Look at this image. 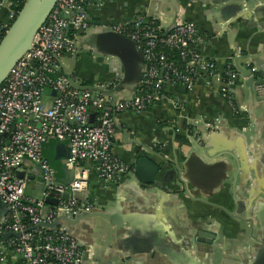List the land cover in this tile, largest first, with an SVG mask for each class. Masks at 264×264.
Masks as SVG:
<instances>
[{
  "label": "crops",
  "instance_id": "1",
  "mask_svg": "<svg viewBox=\"0 0 264 264\" xmlns=\"http://www.w3.org/2000/svg\"><path fill=\"white\" fill-rule=\"evenodd\" d=\"M9 2L0 0V26L8 21ZM84 11L93 29L139 15L194 22L196 47L219 69L235 68L237 60L264 73V0H104L101 7L87 5ZM79 36V54L61 57L62 71L85 85L119 75L120 63L111 56H91L89 63L91 45L83 32ZM238 73L232 96L241 112L222 99L215 80L199 79L192 89L171 85L169 98L146 110L116 116L113 154L130 166L139 153L156 161L159 154L166 165L160 177L176 163L194 194L186 195L178 184L168 187L180 192L143 187L132 170L108 182L99 176L96 162L80 163L87 189L77 198L113 214L112 222L91 217L74 225L60 223L79 247L88 249L82 264H250L264 255V93L254 96ZM125 89L117 95L126 94ZM58 143L48 141L43 154L64 182L74 173L65 163L66 143ZM28 169L25 191L38 198L40 171L30 163ZM2 254L0 246V264H21L17 255L7 253L1 260Z\"/></svg>",
  "mask_w": 264,
  "mask_h": 264
},
{
  "label": "built area",
  "instance_id": "2",
  "mask_svg": "<svg viewBox=\"0 0 264 264\" xmlns=\"http://www.w3.org/2000/svg\"><path fill=\"white\" fill-rule=\"evenodd\" d=\"M103 2L57 0L34 35L31 48L18 58L0 85V199L6 208L0 219V237L6 232L20 233L0 243L1 260L11 253L21 264H82L88 249L79 247L63 226H34L96 207L92 200L76 196L87 189V174L79 168L80 163L96 162L99 176L108 182L131 172L132 167L112 152L119 113L146 110L168 99L171 85L192 89L199 79L205 83L215 80L222 99L233 112H241L232 96L238 71L231 64L219 69L198 50V29L191 21H176L167 32L164 28L170 21L161 17L139 15L130 22L102 23L141 50L140 80L131 94L116 100L96 89L73 86L62 71L61 57L78 56L79 35L91 26L84 8H99ZM18 11L8 8V21L0 26L1 32L8 29ZM248 69L255 94L262 96L264 73L254 66ZM70 75L77 85H85ZM120 78L117 75L91 86L109 90ZM47 88L55 94H46ZM48 141L65 142L68 147L65 163L77 169L68 183L56 178L54 167L43 154ZM29 163L40 171L42 192L38 198L25 191ZM48 197L57 199V204H48Z\"/></svg>",
  "mask_w": 264,
  "mask_h": 264
},
{
  "label": "water",
  "instance_id": "3",
  "mask_svg": "<svg viewBox=\"0 0 264 264\" xmlns=\"http://www.w3.org/2000/svg\"><path fill=\"white\" fill-rule=\"evenodd\" d=\"M56 1L57 0H25L8 29L4 33L0 31V85L6 78L8 72L18 60V58L26 50L31 48L34 35L36 34L38 28L46 20ZM175 23L176 19L171 21L164 28V31L167 32L170 26ZM83 33L86 36V41H88V43L91 45L90 51L92 53L101 54L102 56H111L120 63L119 75L121 76V78L116 86L109 90L96 88L91 85L79 86L75 83L71 75L63 68V73L69 78L71 84L80 88L96 89L110 96L113 100L121 98V96H118L116 93L120 88H126L125 91L128 93V95L129 93L131 94L141 77V50L136 47L135 43L132 40L122 34L115 32L111 29V27L103 25L101 23H97L94 29L92 28V26H90L88 29L84 30ZM82 45L83 40L80 38L79 47H81ZM234 61L235 68L241 73L243 77L246 78L244 85L248 87L255 96V92L253 89V78L249 76L250 70L248 68L241 67L238 64L237 60ZM45 93L51 95L55 94L53 90L48 88L45 89ZM58 145L62 146L63 144L59 142ZM66 149L68 154L67 146ZM155 155L160 158L159 161L154 160L145 153H139L137 157L133 159L131 167L138 183L143 187L155 188L163 192H167L168 190L180 192V190L170 189L168 187L178 184V188L182 187V190L186 195L190 196L191 193L194 194L193 192H191V190L189 192L187 189V182H190L189 177L181 172L176 163L172 162V169H169V171H165L164 176L160 177V173L163 172V169L166 166L164 164L165 160L161 158L159 154ZM70 173H74V168L70 170ZM20 176H22V174H20ZM71 179L64 181V183H68L69 181H71ZM45 201L48 204H57V199L55 198L48 197L45 198ZM0 205L3 206V211H1L0 213L1 219L6 211L5 205L1 199ZM254 212L255 211L249 208L248 214L250 217H254ZM91 217H102L104 219H110L111 222L113 220L112 213L94 207L87 211L78 212L73 217L59 216L56 217L51 223L41 222L38 225L34 226V228H38L40 226L55 228L57 226H62L60 225L61 222L67 223L68 225H74L84 218ZM245 221L248 223L252 222L250 219ZM120 228L121 225L118 226V229L122 231V228ZM65 230L68 232L67 229ZM19 235L20 233L6 232L2 237H0V243L5 242L11 236L18 237ZM204 240L205 239H203V241ZM205 241L211 242L209 239H206ZM146 245V249L148 250L150 245L148 243ZM250 264H264V255L259 256L257 260H255L254 258Z\"/></svg>",
  "mask_w": 264,
  "mask_h": 264
},
{
  "label": "trees",
  "instance_id": "4",
  "mask_svg": "<svg viewBox=\"0 0 264 264\" xmlns=\"http://www.w3.org/2000/svg\"><path fill=\"white\" fill-rule=\"evenodd\" d=\"M24 1L25 0H10L11 4L9 5V8L10 9L19 10L21 8V6H22V4H23ZM16 2H18V5L17 6H15V3ZM2 33H4V31ZM232 68L235 69L233 65H232ZM83 84H85V83L83 82Z\"/></svg>",
  "mask_w": 264,
  "mask_h": 264
},
{
  "label": "rangeland",
  "instance_id": "5",
  "mask_svg": "<svg viewBox=\"0 0 264 264\" xmlns=\"http://www.w3.org/2000/svg\"><path fill=\"white\" fill-rule=\"evenodd\" d=\"M91 56H93V57H97V56L102 57L101 54H97V53H89V54H88L89 63H90V58H91ZM83 61L85 62V61H86V58L83 59Z\"/></svg>",
  "mask_w": 264,
  "mask_h": 264
}]
</instances>
